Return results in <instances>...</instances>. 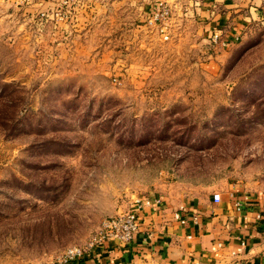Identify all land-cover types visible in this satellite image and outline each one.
I'll return each mask as SVG.
<instances>
[{"label": "rangeland", "instance_id": "obj_1", "mask_svg": "<svg viewBox=\"0 0 264 264\" xmlns=\"http://www.w3.org/2000/svg\"><path fill=\"white\" fill-rule=\"evenodd\" d=\"M147 6L0 0V264H56L141 197L264 200V24L221 47L177 2L163 41Z\"/></svg>", "mask_w": 264, "mask_h": 264}, {"label": "crops", "instance_id": "obj_2", "mask_svg": "<svg viewBox=\"0 0 264 264\" xmlns=\"http://www.w3.org/2000/svg\"><path fill=\"white\" fill-rule=\"evenodd\" d=\"M133 2L147 4V15L158 2L171 7L183 4L188 12L201 14L203 20L195 21L204 38L212 42V36L218 34L227 46L243 38L252 23L264 24L263 0ZM213 194L220 195L218 202L213 201ZM245 194L235 187L200 200L138 198L153 204L159 200L161 207L153 205L141 212V229L134 240L125 246L110 242L75 264H264V200L250 194V201H245ZM138 199L126 211L133 209ZM236 202L241 203L240 210L235 208Z\"/></svg>", "mask_w": 264, "mask_h": 264}, {"label": "built area", "instance_id": "obj_3", "mask_svg": "<svg viewBox=\"0 0 264 264\" xmlns=\"http://www.w3.org/2000/svg\"><path fill=\"white\" fill-rule=\"evenodd\" d=\"M264 1V0H263ZM171 17V6L164 2H158L150 17L146 20L149 26H159V34L163 41L170 38L169 22ZM212 41L219 44L221 47L227 46V43L220 41V35L214 34ZM249 194L244 195L245 201H250ZM220 200L219 194H213V201ZM134 208L126 212L104 219L98 230L90 237L83 246H71L66 248L57 258L56 264H75L79 259L92 251L101 249L110 242L120 243L122 246L129 244L134 240L135 236L141 229L140 214L147 208H152L153 205L160 209L161 204L156 200L154 204L149 199H138L134 202ZM237 210H240L241 203L234 204ZM159 211V210H158ZM175 218L178 215L175 214ZM183 222V221H182ZM181 222V223H182Z\"/></svg>", "mask_w": 264, "mask_h": 264}]
</instances>
